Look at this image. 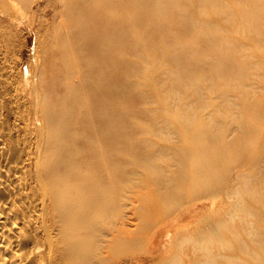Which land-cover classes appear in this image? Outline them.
I'll use <instances>...</instances> for the list:
<instances>
[{"label":"bare ground","instance_id":"6f19581e","mask_svg":"<svg viewBox=\"0 0 264 264\" xmlns=\"http://www.w3.org/2000/svg\"><path fill=\"white\" fill-rule=\"evenodd\" d=\"M251 6L230 11L227 0H0V264H158L170 249L157 239L171 246L181 236L178 246H193L180 263V255L173 257L176 263L219 264L213 249L198 248L193 225L212 203L168 210L136 202L154 194L175 204L186 197L175 186L191 182L212 194L209 184L203 186L212 168L209 143L154 137L163 124L186 134L192 114L235 105L230 93L248 78L246 68L264 61L259 51L247 53L254 63L233 58L250 42L264 46V32L251 33L264 24L263 15L255 18L264 0ZM213 10L230 21L245 13L241 21H250L242 29L253 37H228L229 27L221 29ZM24 30L40 34L27 64ZM158 83L172 94L160 93ZM217 89L219 102L203 98ZM182 92L199 107L170 116L166 99ZM144 98L159 107L120 115L121 104ZM177 102L183 104L178 96L173 107ZM260 102L250 117L244 114L250 121L264 111ZM251 105L249 97L239 99L245 112ZM196 155L203 160L190 159ZM240 178L233 211L262 215L245 206L257 176ZM213 236L208 230L202 238L210 244ZM251 238L262 245L264 232ZM144 241L155 249L138 252ZM248 245L244 240L239 249Z\"/></svg>","mask_w":264,"mask_h":264},{"label":"rangeland","instance_id":"374dc122","mask_svg":"<svg viewBox=\"0 0 264 264\" xmlns=\"http://www.w3.org/2000/svg\"><path fill=\"white\" fill-rule=\"evenodd\" d=\"M227 1L230 11H232L242 7H252L251 4L253 0ZM217 11L218 10H213L212 16L214 18L220 19L221 29L223 25H225L226 28L229 27L227 30H225L228 37L231 36L238 39H250L253 37V34H249V32H247V34L242 29V27L247 25L250 21V19L244 23L241 21L242 16L245 13H242L240 19L230 21L227 18L221 16ZM223 11L226 10L223 9ZM203 12L204 11L199 12L197 16H201ZM261 16L264 20V9L256 14L255 18ZM261 32H264V24L254 27L251 33ZM39 37L40 34H38V32L35 30H24L21 33V57L24 59L25 64L29 62L30 57L34 54L36 42ZM247 48H249L248 51L233 56L235 61H238L239 63H254L256 59L247 53L251 51H259L264 53V46H261L257 43L250 42L249 45H247ZM263 62L264 61H257L256 65L253 64L252 66L246 68V72L249 74L248 78L244 79L241 83H239V86L235 87L236 89H239L237 93H230L232 94L233 99H235L233 102L235 105L231 104L229 106H215L207 110L201 109L197 115L192 114V116L195 117V119L191 120L190 122V128H192V130H186V134L179 131L177 133L174 132L171 126H167L170 124H163L160 129V131H162H159L155 134L154 138L158 139L159 141L162 139L164 141L169 140L167 138L172 137L170 139L181 140L180 143L182 145L187 143L182 141L183 138L197 143H209L210 149L207 153H210L212 159V168L210 170L209 181L205 182L203 186L209 184L212 194L207 195L205 192L201 191V188L195 186L194 182H191L190 184H178L175 186L177 190L186 194V197L183 200L175 204H170L171 202L167 199L156 201L154 194L143 196L142 201L136 202L142 206L155 205L157 208H166L168 210L187 209L189 207L201 205L203 202L212 203L213 208L210 209L209 213L205 216L202 215L201 217H198L193 222V225L197 229L196 232L198 233V248L206 249L209 247L210 249H213L215 254L218 255L217 262L219 264H264V243L258 246L251 242L252 235H254L258 229L261 228L264 232V111L261 113V116L258 120H249L251 111L261 105L260 101H264V71H261V74H251L252 72H257L259 68H264V65L262 64ZM173 65L174 64L167 66L168 68L165 69H172L174 67ZM220 81L221 78H218L217 82ZM235 83H237L236 80H232L230 82V84ZM163 87L165 86L160 83L157 84V88L160 93L163 92L165 95L167 94V96L172 94L169 91H162ZM219 89H217L218 92L212 90L206 91L208 94H206L203 98L205 99L206 97V100H210L214 103L219 102L218 97L222 93ZM184 93L185 92H182L180 95H178L180 101L183 102V104L177 102L175 107H173V102L178 99L177 95H174V98L166 99L169 103L170 116L179 111L181 107H183L182 109L187 110H195L199 107V105L189 101L191 98H185L186 93ZM248 97L250 100H252L253 105H251L250 110L245 112V109L242 106H238L239 99ZM147 99H149L148 96ZM133 102L134 100L121 104L119 108L120 115L124 116L125 114H130L133 112V110L135 111L136 108H140L141 106L148 108L153 106L159 107L160 105L153 101L147 102L146 98H144L143 101L140 100L138 105H134ZM158 110L160 111V109ZM203 113L206 114V117L204 118H202L204 116ZM244 114H247L249 117L246 118ZM223 119L227 120L220 122V120ZM138 121L142 120H137V122ZM122 122L128 126H133L135 124L131 120L128 121L127 119L122 120ZM200 126L201 131L198 129ZM245 132H249V138L244 137V134H246ZM168 133L173 134L170 135ZM190 159L192 161L203 160V158L198 157L197 155L192 156ZM181 173L185 174L188 172L181 171L180 174ZM200 175H203V173H200ZM244 175H246V178L250 176H257V181H251L250 190L252 195H247L245 197V206L247 208L250 207L255 211L262 212V215L246 217L245 212L243 213L237 209H235L237 211H233L234 204L239 202V197L237 196L238 193L236 192V190L239 188L235 187L242 182L240 177H243ZM247 179L245 183H247ZM197 190L200 191L194 193V191ZM207 206L209 207L211 205L208 204ZM190 221L191 220L186 219L182 222V225H185ZM137 222L138 220L136 223ZM246 225L251 227L252 234H248L247 230H245V228L243 229V227ZM134 227L137 228V225ZM208 230L214 232V239L210 244H207L202 238L205 236V234H207ZM193 236L194 235H192V237ZM188 237H191V235ZM141 238L142 236L138 234L137 239ZM180 238L184 237L181 236ZM180 238H174L175 240L173 239V241L179 240V242L176 241L173 243L172 241L171 246L170 242H168V244L165 238L161 237L160 239H157V243L160 245V247L164 248L165 244H167L168 249H170V252L168 253L169 255L165 259L159 260V263L179 264L181 262L180 258L182 259V257L186 256L187 250L191 249L193 245L182 242L184 244H182V246H178V243L181 245ZM244 240L248 241V247L246 249H239V244ZM175 245L178 247H175ZM139 247L140 248L138 252H144L148 249H155L154 244L149 241H144ZM174 247L176 249H174ZM180 247L182 248L180 249ZM176 255H180V257L178 256V258H176ZM173 257L179 259L180 261L175 259V261L179 263H176L173 260ZM163 260L166 262H163Z\"/></svg>","mask_w":264,"mask_h":264}]
</instances>
